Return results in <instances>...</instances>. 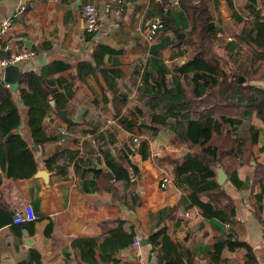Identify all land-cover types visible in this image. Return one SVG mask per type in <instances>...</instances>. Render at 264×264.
I'll list each match as a JSON object with an SVG mask.
<instances>
[{
  "label": "crops",
  "instance_id": "obj_1",
  "mask_svg": "<svg viewBox=\"0 0 264 264\" xmlns=\"http://www.w3.org/2000/svg\"><path fill=\"white\" fill-rule=\"evenodd\" d=\"M157 1L109 0L113 12L121 10L119 15L101 14L97 32L88 34L82 10L89 4L101 10L102 0H0V28L4 21H10L3 40L19 35V47L34 53L17 65L23 75H41L53 64L65 65L63 71L47 72L42 83L59 79L71 83L73 92L64 104L61 99L51 101L43 122L52 139L37 145L28 126L29 108L19 100L21 88L29 91L19 84L23 75L12 85L0 78L21 115L20 126L13 133L32 152L36 173L44 171L48 176L47 182L36 178V173L28 179H12L0 166V264H160L162 237L157 245L149 238L162 228L177 246L183 264H246L244 249L230 251L221 244L227 234L249 246L255 264H264V123L255 114L249 122L257 130L255 143L242 155L240 165L231 160V171H235L239 185L225 172L227 179L222 186L233 203L232 222L221 224L200 215L193 220L177 216L187 208L174 180L172 162L187 153L192 156L194 150L177 144L170 129L160 128L154 133L140 116L147 106L136 95L140 76L154 58L151 50L161 37L155 33L160 26L153 32L150 29L160 22ZM201 1L208 5L217 30L213 49L235 71L242 73L252 64L260 66L261 78L249 84L264 90V51L254 54L237 41L234 34L241 32L242 25L232 20L235 14L249 24L253 15L248 6L260 10L264 19V0H232L231 7L226 0ZM168 2L172 10H178V0ZM162 37L173 39L171 33ZM103 47L111 52L103 53L95 73L75 78L80 64L95 66ZM188 51L184 45L162 51L169 79L174 68L188 61ZM108 70L121 74L111 81L115 84L112 91L103 76ZM63 87L58 90L65 96ZM243 127L237 125L239 134ZM60 130L66 132L62 142ZM133 138L139 142L130 160L138 170L135 180L130 178L132 170L124 159ZM108 160L127 169V179L118 169L114 172L109 168ZM201 200L209 201L206 196ZM27 204L32 206L36 220L16 224L15 216ZM118 229L134 233L140 245L120 249L111 262L102 263L98 245ZM86 238L97 243L93 254L87 256L93 263L83 260L70 246L72 239Z\"/></svg>",
  "mask_w": 264,
  "mask_h": 264
},
{
  "label": "trees",
  "instance_id": "obj_2",
  "mask_svg": "<svg viewBox=\"0 0 264 264\" xmlns=\"http://www.w3.org/2000/svg\"><path fill=\"white\" fill-rule=\"evenodd\" d=\"M226 1L228 7H231L232 0ZM178 5L176 11L171 9L168 0H158L155 5L160 20V28L155 33L161 37L158 45L151 50L154 58L140 76L141 87L136 95L147 106L144 113L140 112V116L154 133L160 128L170 129L177 144H187L194 150L192 156L183 155L172 162L174 180L182 191V202H185L186 208H194L204 219L228 224L234 215L233 203L222 186L216 183L213 168L222 167L229 179L239 185L235 171H231L234 168L231 160L240 165L242 155L249 152L256 141L257 130L249 125L252 115L255 114L264 123V90L249 84L261 78L263 70L252 64L242 73L235 71L216 53L213 43L217 30L206 3L201 0H178ZM248 8L253 15L249 24L240 16L232 14L234 23L242 25L241 32L234 35L237 41L247 45L256 54L257 50L264 51V19L260 10L252 6ZM165 33H171L173 39L162 37ZM180 45L189 50V59L184 65L174 68V75L169 79L170 71L163 63L161 54L169 46ZM104 52L111 51L101 48L96 55V58L100 56V60H96L94 67L80 64L75 78L95 73L94 69L101 64ZM65 69V65L53 64L41 75L25 73L20 79L19 84L29 89H20L19 100L29 108L28 126L37 145L52 139L43 122L51 108V101L61 99L64 104L73 94L71 83L64 84L59 79L42 83V77L47 72ZM103 76L108 89L115 90V84L111 81L121 77L120 72L103 71ZM239 78L243 81L239 82ZM58 87L64 88L66 97L59 92ZM125 101L123 99L122 102ZM56 109L59 110L58 107ZM20 122L17 104L0 80V166L12 179L31 178L37 170L32 152L20 136L13 133ZM238 124L244 125L242 134L237 131ZM140 149L143 153V145ZM124 159L130 170L136 173L138 170L130 162L132 158L128 147ZM121 166L108 160V167L118 169L123 178L127 179L128 170ZM203 196L208 197L209 201L203 202ZM159 237H162L163 251L160 264H183L176 252L177 246L166 236L165 229L154 233L149 241L157 245ZM135 238L132 232L127 233L122 229L112 231L98 245L102 263L111 262L114 254L131 246ZM221 244L230 251L244 249L246 264H255L249 246L236 241L232 234H227ZM70 246L83 260L93 263L87 256H91L93 248L97 246L94 240L72 239Z\"/></svg>",
  "mask_w": 264,
  "mask_h": 264
},
{
  "label": "built area",
  "instance_id": "obj_3",
  "mask_svg": "<svg viewBox=\"0 0 264 264\" xmlns=\"http://www.w3.org/2000/svg\"><path fill=\"white\" fill-rule=\"evenodd\" d=\"M177 2L173 3V6H176ZM22 9H24L22 7ZM120 9H116L113 12V8L110 6L109 0H102V8L101 10L98 9L95 5L89 4L84 6L82 10V21L85 31L88 34H95L99 28V18L101 17V14L104 16H109L110 14L119 15ZM160 25L158 23L152 24L150 27L151 31L158 28ZM10 29V21L6 20L1 24L0 28V78L3 77V73L6 67L10 65H19L28 59H30L34 53L30 51H24L19 47V43L22 41V37L19 35L12 36L8 40H3V38L8 34V31ZM1 80V79H0ZM61 138L59 139L60 142L63 141V137L66 135V132L63 130H60ZM139 147V142L137 138H133L130 142L128 149L131 153V158H133L134 153ZM159 153L157 152L154 154V156H157ZM131 179L135 180L136 176L133 171H130ZM163 183H165L163 181ZM164 187V185H161ZM178 217L185 218L188 220H193L199 216L197 211L192 209H187L181 212L177 213ZM36 220V216L34 214L33 208L31 205L27 204L24 206L19 212L15 218L14 222L16 224H21L24 222H33ZM140 245V242L137 238L133 240L132 248L137 249Z\"/></svg>",
  "mask_w": 264,
  "mask_h": 264
},
{
  "label": "water",
  "instance_id": "obj_4",
  "mask_svg": "<svg viewBox=\"0 0 264 264\" xmlns=\"http://www.w3.org/2000/svg\"><path fill=\"white\" fill-rule=\"evenodd\" d=\"M193 1H197V0H193ZM23 73L20 67H18L17 65H10L8 67L5 68L4 73H3V81L5 84L7 85H12L15 84L21 77H22ZM243 79L239 78V82H242ZM190 155L187 153L186 157H189ZM213 171L215 173L216 176V183L219 186H223L224 183L226 182L227 179V175L224 171V169L222 167H214ZM36 178H43V180L45 182H47L48 180V176L47 173L44 171L41 172H37L35 174ZM145 242H143L144 244Z\"/></svg>",
  "mask_w": 264,
  "mask_h": 264
},
{
  "label": "rangeland",
  "instance_id": "obj_5",
  "mask_svg": "<svg viewBox=\"0 0 264 264\" xmlns=\"http://www.w3.org/2000/svg\"><path fill=\"white\" fill-rule=\"evenodd\" d=\"M223 57V56H222ZM224 58V57H223Z\"/></svg>",
  "mask_w": 264,
  "mask_h": 264
}]
</instances>
